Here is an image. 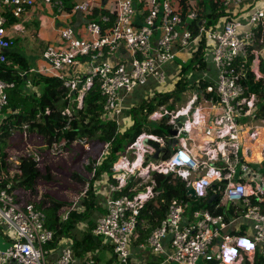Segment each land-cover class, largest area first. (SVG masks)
Returning <instances> with one entry per match:
<instances>
[{
  "label": "built area",
  "instance_id": "1",
  "mask_svg": "<svg viewBox=\"0 0 264 264\" xmlns=\"http://www.w3.org/2000/svg\"><path fill=\"white\" fill-rule=\"evenodd\" d=\"M43 1L55 8L59 16L69 17L61 0ZM140 3L138 10L134 0H116L115 6L108 8L109 13L95 17L94 1L78 0L73 13L87 18L83 31L75 29L68 20L59 31V47L48 45L43 52L47 66L30 70L56 73L63 86L77 93V107H81L83 96L97 83L104 100V116L120 126L125 97L149 79L158 86L165 85L164 65L174 63L179 51L187 50L200 37L205 38V56L217 72L215 83L204 89L196 85L186 104L177 110L159 107L152 113L166 117L167 126L176 135L141 134L120 154L113 165V173L119 176L114 174L116 183L107 185L103 214L91 234L109 241L115 264H197L200 260L207 264H253L256 256L264 258V212L260 205L264 201V148L260 149L261 159L254 163L249 160L256 139L262 136L264 120L255 118L257 98L247 95L244 81L248 74L254 82L264 78L260 70L264 62V36L258 31L264 24V0H218L219 8L228 16L209 27L200 21L196 36L188 29L190 21L197 20L193 9L188 8L183 19L171 0ZM34 4V0H0V63L5 62V53L14 45L7 31V16L18 19ZM70 69L79 72V77ZM13 87L14 83L0 79V114L7 106V92ZM199 91L203 99L199 98ZM64 113L70 115L68 109ZM179 117H185L184 121L177 122ZM197 128L202 129L200 141L194 134ZM171 139L176 143L169 147L170 155L163 158ZM68 144V140L61 138L52 144L49 153L61 155ZM71 144L84 149V166L94 167L100 164L109 146L92 145L85 139ZM157 148L164 151L158 152ZM93 153L97 158L90 161ZM247 169L260 172L261 181H242L239 175ZM150 173H175L185 187L192 186V199L196 200L207 199L211 186L218 184L213 193L220 195L216 207L223 208L222 213L213 215L206 208L191 212L188 200L174 199L165 218L143 243L133 247L137 217L151 198L155 184L150 179V185L132 196L116 193L125 189L130 177ZM38 202L39 197L18 202L12 194L0 190V231L10 234L7 247L0 249V264H49L47 246L54 235L44 225V214L35 206ZM227 206L228 211L233 207L235 214L227 213ZM226 229L241 233H224ZM134 248L149 251L152 259L133 261ZM74 262L72 245L63 241L51 264ZM80 264L97 263L94 255L87 253Z\"/></svg>",
  "mask_w": 264,
  "mask_h": 264
},
{
  "label": "trees",
  "instance_id": "2",
  "mask_svg": "<svg viewBox=\"0 0 264 264\" xmlns=\"http://www.w3.org/2000/svg\"><path fill=\"white\" fill-rule=\"evenodd\" d=\"M61 1L65 5V12H73L74 3L66 5L65 1L69 0ZM171 5L183 19H185L188 8L196 11L197 20L190 21L188 26L194 36L198 34L200 21H204V26L209 27L228 16L222 8H219L218 0H171ZM93 12L97 17L100 14L109 13V9H101L97 3H94ZM7 20L8 24H14L18 21V19L9 16H7ZM258 31L264 36V24L258 28ZM192 47L194 50L188 61L182 64L174 90L169 93L156 94L153 98L133 108L131 110L132 125L121 134L117 123L104 116V100L100 96L97 83L88 89L83 96L81 107H77V93L71 94V91L63 86V81L59 79L56 73L31 72V68L23 56L13 52L5 53L6 60L0 63V79L14 83V87L7 92V106L2 111L3 116L0 118V190L12 194L18 202H27L39 197V202L35 206L43 212L44 225L54 235L53 241L47 246L48 248L54 247L61 239L68 237L74 256L83 258L87 252L95 250L100 245L99 241L101 240L91 234L95 225L92 217L95 212L101 211L99 196L93 189L95 181L107 176L110 183H116L113 178V165L117 162L120 154L139 135L144 133L143 123L148 120L149 115L160 106L174 110V103L178 101L177 96L192 87L189 85V73L205 70L206 65H208L205 56V38L200 37ZM260 70L264 74V62L260 66ZM207 85L205 82L200 83L203 89ZM244 85H246L247 95L253 94L257 98L255 118L264 120V78L254 82L252 76L248 74ZM34 86L37 88L36 90ZM66 109L70 111V115L64 113ZM45 111H49L48 116L45 115ZM160 125L166 126L164 118L160 120ZM24 132L39 134L47 151L54 142L61 138L68 140L69 144L78 139H85L92 145L106 143L109 145L98 166L82 167L85 173H93L90 179H85L83 174L75 173L72 175L76 182L82 187H86V191L83 192V199L80 201L81 211L71 210L62 219L59 212L68 206V203L55 201L47 194L40 196L38 184L40 182L50 183L55 179L49 166L40 170L34 165L29 166L27 161H32L26 158H20V165L17 169L10 163V156L7 152L13 146L10 140L14 134ZM149 134L167 135L160 129L152 130V133ZM169 155L167 153L163 158H167ZM12 171H15V174L12 175ZM149 176L155 186L151 198L145 202L137 217L138 221L133 236L134 245L145 241L151 230L165 218L168 205L174 199L188 200L191 203V212L206 208L213 215H218L223 211V208L216 207L218 203L216 199L211 202H209V197L205 200L188 199L185 192V182L180 180L175 173L166 175L150 173ZM142 179V177H130L125 189L116 195L132 196L137 191L144 190L146 186L150 185V182L145 185H138ZM19 193H27L30 197L26 198V201H21ZM260 205L264 212V201ZM263 261L264 258L256 256L253 264ZM244 264L249 263L246 261Z\"/></svg>",
  "mask_w": 264,
  "mask_h": 264
},
{
  "label": "crops",
  "instance_id": "3",
  "mask_svg": "<svg viewBox=\"0 0 264 264\" xmlns=\"http://www.w3.org/2000/svg\"><path fill=\"white\" fill-rule=\"evenodd\" d=\"M77 1L78 0H69V1H65V4L66 5H68L69 3L75 4ZM92 1H94V3H97L99 5V7L101 8V6H100L101 0H92ZM115 2H116V0H105L103 9L113 8L115 6ZM140 2H142V0H134L135 6L138 10L141 9V7H142V3H140ZM34 3L35 4H34L33 8L27 10L20 18H18V21H19V19L23 18L24 16L25 17L23 19H26L27 17H32L33 14L37 13L38 17L41 18V20H42L41 30H38L36 32V35H35L34 30L29 31V32H25L24 26L22 24H19L18 21L14 24H8L7 25L8 34L11 37H13V41H14L13 47L8 52L20 54L21 56H23L27 60V62H28V57L30 56L31 59H33L32 62L34 63V65L33 64L31 65L28 62L30 68L35 69V70H40L43 67H46L47 64L43 60L42 56L40 55V58H41L40 59L39 56L35 52V49H36L35 37L36 36L45 37L46 40L44 41V44H43L44 47L41 48V50H42L41 52L43 53L44 49H46V47L48 45L59 47L60 43H59V32H58V30L60 31L62 26L67 24L68 20L70 21L71 25L75 29L80 30L82 32L87 18L83 17L81 14H77V13L74 14L73 12H71V13L64 12L66 15L69 14V17L59 16V13L56 12V9L45 5L43 0H34ZM64 8H65V5H64ZM19 34H21L22 37H24V42L20 48L17 44V40L15 37L16 35H19ZM154 36L157 37L156 32H155ZM193 50H194V48L192 46H190L185 51H179L177 53L178 58L175 59L174 63H169L167 65H164L163 69H164L165 74H166V84L165 85L170 86V87L172 86L170 91L166 92V91H161L160 89H156L157 87H160V86H158L152 79H149L148 82L144 86H142L138 89H135L131 94H129L125 97L124 102H123V114L120 117V126H119L120 134L127 131L130 128V126L132 125L131 110L133 108H135V107L139 106L141 103L148 101L149 99L153 98L156 94L169 93V92H172L174 90L176 82L179 79V74H180L182 63L183 62L186 63L188 61L190 54L193 52ZM125 58L128 59L127 54L125 55ZM206 58H207L208 65H206L205 70L197 71L195 73L191 72L188 75V79L190 81L189 85H191L192 86L191 89H193V92H191L190 95H192V93H194V90L196 89V85H198V84L200 85L201 82L202 83L205 82L207 84H214L215 83L217 72L213 68V66L210 62V59L207 56H206ZM72 70L74 72V76L76 78H78L80 75L79 72H77L74 69H72ZM72 70H71V72H72ZM147 84H148V87H145ZM173 85H174V87H173ZM154 86H156V88ZM31 89L33 90V88H31ZM36 89L37 88L35 87V90ZM185 92H183V93H185ZM71 94H75V93L71 92ZM188 99H189V97L187 98V100ZM160 107H164L165 109H167L166 106H160ZM158 108L159 107L155 108L154 111H156ZM174 110H177V109L174 108ZM152 113L149 115V117L154 116V115H152ZM155 115H158V114H155ZM149 117H148V121H150ZM147 133L148 132L144 131V133H142V134L151 135V134H149V133L147 134ZM24 134H26V133H24ZM194 134H195L197 141H200V139H202V129L201 128H197L194 131ZM159 137H165V136H159ZM25 140L27 142L31 140L33 142V144L35 145V150H26V148H27V147H25L26 143L24 144L23 140L19 141L20 145H18V146L16 145V143H18L16 141V143L15 144L13 143V146H11L7 150V152L9 153V156H10L9 161L15 169L19 168V165H20L19 164L20 159H19V157H17V155L23 156V154H25V153L27 155H29V154L31 155V153L33 154V152H35V151L37 152L38 156H41L42 153L44 154V152H43L44 151L43 141H42V138L39 134H37V133L29 134V135H27V138ZM188 144H190V141L188 142ZM261 145L264 146V139H262V136L257 143V146H261ZM166 150H167L166 153L170 154V148L168 146H167ZM48 152L49 151H47V155H48ZM82 152L83 153L85 152L84 149L77 144L68 145L66 150L65 151L63 150V153L65 154V156L73 155V157H75L77 159H78V157L81 156ZM10 154H12V155H10ZM16 157H17V159H16ZM14 159H16L18 161L17 165H16V162ZM255 160H258V159L251 156L249 161L251 163H254ZM78 174L82 175V173H78ZM88 175L90 176L89 178L87 177V173H86L85 179L86 178L90 179L92 177L91 174H88ZM71 179L74 181L76 186L71 187V186L66 185V187L68 189L66 192L69 195L68 198L72 199V200H69L68 202L65 201L66 203H68V206L64 207L62 209L63 211L60 210L59 213L62 216V219H64L67 216L69 211H71V210L81 211V209H82L81 203L80 202L78 203L75 200L77 199V200L81 201V199H83L82 198L83 194L79 192V196L76 199H73V198H75V197H73L74 193H75L74 191H77V189L79 188V185H81V184L76 182L72 178V176H71ZM41 183H44V182H41ZM108 183H110V182L108 181L107 176H103L99 181H95V186L93 187V189L95 190V193L99 196V203H100L101 211L94 213V215L92 217L94 222H96V220L103 214V204H104L105 199L107 197V185H108ZM39 184H38V191H39V194L41 196L45 192L40 190ZM217 185L218 184H213V188L212 187L210 188V194H211V191H212V193L215 191V188ZM69 189H71V191L73 190V192H71ZM70 192H71V194H70ZM213 195H215V193L211 194L209 196V199ZM80 196H81V198H80ZM21 201H24V200H21ZM228 207L229 206L226 207V212L229 214H235L233 207H232V211L230 209L228 211ZM236 211H238V210H236ZM0 228H3V227L0 225ZM240 232L241 231L233 230V229L224 230V233H228V234H238ZM0 233H2L4 235V237L6 238L5 243H2V244L7 245L9 243L8 235L4 234L2 231H0ZM99 240H101V239H99ZM63 241H66L68 244H71L70 239L68 237H64L58 243H56V245L54 247L48 248L49 254H48L47 259H48L49 264H51L52 262H54L57 259L59 249L62 246ZM99 242H100V245L95 250L87 252V253H92L94 255V259L96 260L97 264H99L100 260H103L104 264H115V258H114L113 251H112V248H111L109 241L101 240ZM133 247H135L134 244H133ZM83 258H77L76 256H74V260H75L74 264H80V262L82 261ZM132 259L135 262L142 261V260H150V259H152V254L147 250L138 251V250H136V248H134L133 254H132ZM197 264H207V263L200 260V261H198Z\"/></svg>",
  "mask_w": 264,
  "mask_h": 264
},
{
  "label": "rangeland",
  "instance_id": "4",
  "mask_svg": "<svg viewBox=\"0 0 264 264\" xmlns=\"http://www.w3.org/2000/svg\"><path fill=\"white\" fill-rule=\"evenodd\" d=\"M23 18L19 19L18 22H19V24H22L24 26L25 32H29V31L34 30L35 35H36V32L38 30H41L42 20H41V18L38 17L37 13L33 14L32 17H27L26 19H23ZM58 32H59V30H58ZM15 37L17 40V44L20 48L24 42V37H22L21 34L16 35ZM45 40H46L45 37H42V36H36L35 37V41H36L35 52L39 56V58H40V55L41 56L43 55V53L41 52L42 51L41 48L44 47L43 44H44ZM32 61H33V59H31V57L29 56L28 62L31 65L32 64L34 65V63ZM145 87H148V84ZM154 87L156 88V86H154ZM173 87H174V85H173ZM138 88H140V87H138ZM138 88H136V89H138ZM171 88H172V86L170 87L167 85H163V86L157 87L156 89H160L161 91L168 92L171 90ZM191 92H193V89L190 88V89L186 90L185 93H182L181 95L179 94L177 96L178 101H176L174 103L175 109H179L180 107L184 106V104L187 101V98L191 96L190 95ZM2 116L3 115L0 114V118H2ZM244 121L246 122L247 120H244ZM164 122H167V118H164ZM254 124H260V122L254 121ZM143 126H144V128H143L144 131H146L148 133H152V130L160 129L163 131L164 134H166V132L169 129L166 126L162 127L160 125V120L159 121H148L147 120L143 123ZM24 133L23 134H15L12 137V139L10 140V142L15 144L17 141L18 143H16V145L18 146V145H20L19 141L23 140L24 144L26 143L25 144V147H27L26 150H35V145L33 144V142L31 140L28 142L25 140L27 138V135H29V133H26V134H24ZM30 134H32V133H30ZM261 135H262V138L264 139V130L261 131ZM43 152H44V154L42 153L41 156H38L37 152L35 151V152H33V154L31 153V155L30 154L27 155L25 153V154H23V156L17 155V157H19V159L20 158L21 159L22 158L23 159H25V158L30 159L32 162L25 160V161H27L28 165L29 166L34 165L35 167H37L40 170H44L45 166H49L51 168L53 177L55 179H54V181H52L50 183H41L40 182V184H39L40 190L45 192L43 195L47 194V195L51 196L55 201H58V202H65V201L68 202L69 200H72V199L68 198L69 195L66 192L68 190L66 185L71 186V187L76 186L74 181L71 179V176L73 174L82 173V174L86 175V173L83 171V168H82V166L85 165V160H86L85 153L82 152L81 156L78 157V159H77V158L73 157V155L65 156L64 153L61 155H53V154L50 155L48 152V155H49L48 156L45 148H44ZM10 155H12V154H10ZM17 157H16V159H17ZM89 157H90L89 160L93 161L97 158V154H95V153L90 154ZM16 159H14V160H15L16 165H17L18 161ZM19 164H20V162H19ZM11 173L13 175V174H15V171H12ZM116 176L118 177L119 173L115 174V177ZM87 177L89 178L90 176L87 174ZM149 177H150L149 175L143 176L142 177L143 179L141 180V182H139L138 185L147 184L150 180ZM85 189H86V187H82L81 185H79V188L77 189V191H74L75 193H74L73 197H75V198H73V199H76L79 196V192L83 194ZM69 190L71 191V189H69ZM71 192H73V190ZM71 192H70V194H71ZM19 196H20L21 200H24V201H26V198L30 197L27 193H19ZM80 198H81V196H80ZM75 201H77L78 203L80 202V200H77V199ZM6 235H10V234H6ZM5 241H6V238L4 237V235L2 233H0V249L1 250H5V248L8 245V244L7 245L2 244V243H5ZM99 264H104L103 260H100ZM258 264H264V261L261 263H258Z\"/></svg>",
  "mask_w": 264,
  "mask_h": 264
},
{
  "label": "water",
  "instance_id": "5",
  "mask_svg": "<svg viewBox=\"0 0 264 264\" xmlns=\"http://www.w3.org/2000/svg\"><path fill=\"white\" fill-rule=\"evenodd\" d=\"M104 3H105V0H101L100 1V6H101L102 9L104 7ZM199 98L203 99L202 91H199ZM160 119H161L160 115H154V116H150L149 117L150 121H158ZM184 119H185V117H179L178 119H176V121L177 122L178 121H184ZM166 134L168 136H175L176 135V131L171 129V128H169L168 131L166 132ZM175 143H176V140L175 139H171L168 142V147H173ZM157 151L158 152H162V151H164V149L157 148ZM154 159H157V154L154 155ZM239 177H240V179L242 181L253 184L252 180H256L257 182L261 181L262 174L260 172L254 171L252 169H247L245 171H242L240 173ZM211 187L213 188V185ZM185 192H186V196L188 198L192 199L194 197V191H193L192 186L190 184L185 187ZM214 199L219 200L220 199V195L219 194L213 195L212 197H210L209 202H211Z\"/></svg>",
  "mask_w": 264,
  "mask_h": 264
},
{
  "label": "bare ground",
  "instance_id": "6",
  "mask_svg": "<svg viewBox=\"0 0 264 264\" xmlns=\"http://www.w3.org/2000/svg\"><path fill=\"white\" fill-rule=\"evenodd\" d=\"M258 140H259V137L256 139V142L254 144L255 148L252 150V155L251 156L254 157V158H256V159H261V150L260 149L261 148H264V146H262V145H261L262 147L261 146H257Z\"/></svg>",
  "mask_w": 264,
  "mask_h": 264
},
{
  "label": "clouds",
  "instance_id": "7",
  "mask_svg": "<svg viewBox=\"0 0 264 264\" xmlns=\"http://www.w3.org/2000/svg\"><path fill=\"white\" fill-rule=\"evenodd\" d=\"M163 118H165V117H163ZM162 119V118H161ZM166 126H167V124H166ZM168 127V126H167ZM169 128V127H168ZM167 136V135H166Z\"/></svg>",
  "mask_w": 264,
  "mask_h": 264
}]
</instances>
